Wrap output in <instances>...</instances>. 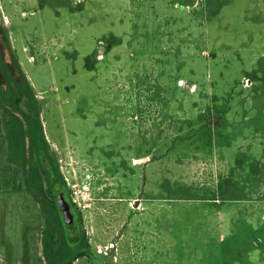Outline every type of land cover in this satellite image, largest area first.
<instances>
[{"label": "rangeland", "instance_id": "1", "mask_svg": "<svg viewBox=\"0 0 264 264\" xmlns=\"http://www.w3.org/2000/svg\"><path fill=\"white\" fill-rule=\"evenodd\" d=\"M5 70L81 214L72 264H264V0H0L4 108ZM42 207L0 191V264H47Z\"/></svg>", "mask_w": 264, "mask_h": 264}, {"label": "trees", "instance_id": "2", "mask_svg": "<svg viewBox=\"0 0 264 264\" xmlns=\"http://www.w3.org/2000/svg\"><path fill=\"white\" fill-rule=\"evenodd\" d=\"M5 75L11 92V106L5 108L0 106V191H11L16 188L28 189L37 202L42 198L46 200L51 212L49 213L42 207L44 218L49 221L53 220V230L50 233L47 231L44 238L45 250L43 254L46 262L47 264H72L77 258L84 257L89 253L84 230L80 227L81 214L69 198L67 188L55 162L47 157V143L41 122L27 108L29 91L16 85L7 70H5ZM185 89L184 87L183 90ZM30 97L32 96L30 95ZM261 98L262 96L259 99L264 102L263 98ZM260 113H264V108ZM258 116L261 115L258 114ZM253 121L251 124L253 131L255 133H263L264 119L259 121L255 119ZM218 122L220 127H213L214 131L209 145L212 148H231L229 142L232 138H229L231 135L227 131V128L232 125L231 122L223 118L219 119ZM198 123H202L201 119ZM208 126H201L196 130L190 131L188 134L191 135H182L178 140L189 139L195 132L197 134L200 133V128H209ZM39 150L43 155V158L40 159L37 157ZM244 157L245 154L239 153L236 159L237 162L244 161ZM45 158L48 160L50 172L45 167L47 162H45ZM27 160H29L28 168L26 166ZM27 169L29 172L26 171ZM27 178L28 182L30 181L29 184L26 182ZM30 186L33 187L34 191L30 190ZM61 191L67 193V202L72 208L75 225L68 226V228L75 227L74 236L64 233L63 227L65 225L60 219L56 206L55 194ZM254 234V231H251L244 235L240 248L241 252L252 247V240L256 241L257 239ZM221 264L232 263L231 261H223Z\"/></svg>", "mask_w": 264, "mask_h": 264}, {"label": "flooded vegetation", "instance_id": "3", "mask_svg": "<svg viewBox=\"0 0 264 264\" xmlns=\"http://www.w3.org/2000/svg\"><path fill=\"white\" fill-rule=\"evenodd\" d=\"M13 79V78H12ZM13 82H14V80H12ZM15 83V82H14ZM8 87H9V85H8ZM9 94L11 95V92L9 91ZM46 153H47V157H49L50 156V154L46 151ZM45 156V155H44ZM42 158H43V155H42ZM50 158V157H49ZM47 161V162H46ZM45 162H46V165H45V167L47 168V171H49V163H48V160L45 158ZM50 172V171H49ZM57 193H62L63 194V196H64V199L66 200V202H67V200H68V196H67V193H65V192H57ZM56 193V194H57ZM56 194H55V201H56ZM42 198V197H41ZM39 204H41L42 206H43V208H45V210L46 211H48L49 213L51 212L49 209V205L46 203V200H44V198H42L41 200H39ZM56 206H57V204H56ZM58 209V208H57ZM70 211H71V213H72V208H71V206H70ZM58 212H59V210H58ZM43 214H44V212H43ZM73 214V213H72ZM59 215H60V219H61V221H62V223H63V220H62V216H61V213L59 212ZM74 216V215H73ZM63 225H64V223H63ZM73 225H75V223L73 224ZM73 225H71V226H73ZM66 226V225H65ZM68 227V226H67ZM80 227L82 228V230H84V228H83V226H82V223L80 224ZM53 230V220L52 221H49V220H47V219H45L44 218V228H43V231H42V241H41V244H42V250L44 251L45 249H44V238H45V235H46V232L48 231L49 233L51 232ZM85 233V232H84ZM84 237H85V235H84ZM82 258V257H81ZM79 258H77L76 260H78Z\"/></svg>", "mask_w": 264, "mask_h": 264}, {"label": "water", "instance_id": "4", "mask_svg": "<svg viewBox=\"0 0 264 264\" xmlns=\"http://www.w3.org/2000/svg\"><path fill=\"white\" fill-rule=\"evenodd\" d=\"M56 204L59 212L61 213L64 225L71 226L74 224V216L70 211V205L64 199L62 193L56 194Z\"/></svg>", "mask_w": 264, "mask_h": 264}]
</instances>
